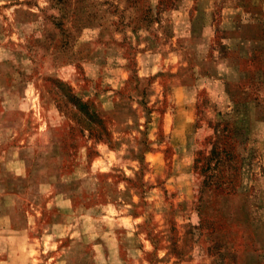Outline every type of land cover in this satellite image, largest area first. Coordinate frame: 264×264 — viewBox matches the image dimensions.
Instances as JSON below:
<instances>
[{
	"label": "rangeland",
	"instance_id": "rangeland-1",
	"mask_svg": "<svg viewBox=\"0 0 264 264\" xmlns=\"http://www.w3.org/2000/svg\"><path fill=\"white\" fill-rule=\"evenodd\" d=\"M0 264H264V0H0Z\"/></svg>",
	"mask_w": 264,
	"mask_h": 264
},
{
	"label": "trees",
	"instance_id": "trees-1",
	"mask_svg": "<svg viewBox=\"0 0 264 264\" xmlns=\"http://www.w3.org/2000/svg\"><path fill=\"white\" fill-rule=\"evenodd\" d=\"M105 130L106 129L104 128L103 131ZM226 131H227L226 135H224L225 133L222 134L220 131H217L218 137H222L220 139L222 143V147L218 145L215 146V149L212 151L213 158L211 159L217 160V164H218L217 168L220 166H224V167L229 166V168H231L234 171V173L233 175L231 174L226 175L224 173L223 174L219 173L218 175L213 176L215 181L213 182L214 188L212 189H214L213 193L217 194L218 196L234 194L236 187L233 188L232 184H235L236 181L237 183L241 182V171L239 172V162L242 161L241 160L242 158H239V156H237L233 151L228 150L231 149V146L233 147V144L229 141V139L232 140L233 142H240V141L234 139L233 136H235L236 133L234 135L233 130L226 129Z\"/></svg>",
	"mask_w": 264,
	"mask_h": 264
}]
</instances>
